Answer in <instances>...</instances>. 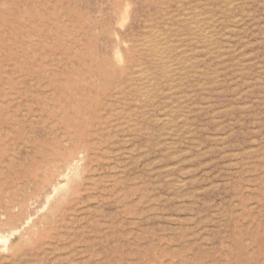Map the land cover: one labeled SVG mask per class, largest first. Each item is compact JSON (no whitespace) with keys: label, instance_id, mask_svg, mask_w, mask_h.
<instances>
[{"label":"rangeland","instance_id":"rangeland-1","mask_svg":"<svg viewBox=\"0 0 264 264\" xmlns=\"http://www.w3.org/2000/svg\"><path fill=\"white\" fill-rule=\"evenodd\" d=\"M0 264H264V0H0Z\"/></svg>","mask_w":264,"mask_h":264},{"label":"bare ground","instance_id":"bare-ground-1","mask_svg":"<svg viewBox=\"0 0 264 264\" xmlns=\"http://www.w3.org/2000/svg\"><path fill=\"white\" fill-rule=\"evenodd\" d=\"M193 25V24H192ZM205 31V30H204ZM131 38V37H130ZM131 40V39H130ZM16 209V208H15ZM11 235V234H10ZM6 237V236H5ZM3 238H4V236H3ZM2 239V238H1ZM4 244V243H3ZM6 244V243H5Z\"/></svg>","mask_w":264,"mask_h":264}]
</instances>
